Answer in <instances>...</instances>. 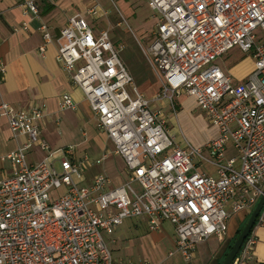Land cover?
Listing matches in <instances>:
<instances>
[{
  "label": "built area",
  "instance_id": "2783aa9c",
  "mask_svg": "<svg viewBox=\"0 0 264 264\" xmlns=\"http://www.w3.org/2000/svg\"><path fill=\"white\" fill-rule=\"evenodd\" d=\"M144 1L158 16L143 49L160 85L151 99L135 87L108 30L94 32L80 13L56 36L40 24L39 52L55 42L57 62L122 158L126 180L108 188L110 178L99 173L84 184L85 169L94 162L86 154L74 160L72 145L49 150L39 131L43 105L23 110L0 101V118L11 137L24 136L2 157L12 172L0 177V264H151L116 260L103 237L134 217L146 218L150 230L163 221L172 224L175 249L190 264L199 243L225 234L228 203L233 213L251 211L263 195L264 0ZM20 6L25 15L37 16L32 0ZM86 12L96 17L98 4ZM233 49L253 62L240 81L217 63ZM4 74L0 61V84ZM183 93L217 128V135L200 146L171 134L151 104L166 102L176 115L173 99ZM74 107L70 94L59 97L60 110ZM34 145L50 152L29 163L26 153ZM228 146L238 159L226 156ZM106 157L103 153L95 163ZM195 161L210 165L215 174L198 170ZM60 187L65 193L52 197L50 191ZM256 225H264V206ZM254 243L248 235L230 264H251Z\"/></svg>",
  "mask_w": 264,
  "mask_h": 264
},
{
  "label": "crops",
  "instance_id": "0c3cea01",
  "mask_svg": "<svg viewBox=\"0 0 264 264\" xmlns=\"http://www.w3.org/2000/svg\"><path fill=\"white\" fill-rule=\"evenodd\" d=\"M25 1L29 0H0V61L5 65V74L0 84V101H5L23 110L43 105V116L38 122L40 137L47 142L51 151L65 146L67 143L76 147L86 145L82 151L87 156L86 149L101 151L104 145L100 136L107 141L109 139L103 132L89 137L88 124L93 121L95 122V117L82 91L68 79L57 62L55 58V42L47 43L42 54L38 50L39 46L43 43L40 24L42 22L46 23L49 32L53 36L58 35V31L66 25L70 16L75 13H80L84 16L81 12H76L74 8L80 4L81 0H32L38 10L37 16H33L32 14L25 15L23 13L20 5ZM84 17L86 18V16ZM23 23H26V29H23ZM233 50L238 51V49ZM233 50L225 54L220 60H227L228 54ZM244 55L245 57L240 62H248L246 67L237 70V73H232L229 68L226 70L237 81L244 79L253 67L251 57L246 54ZM128 60L130 61L131 59ZM63 93L71 95L75 103L74 109L60 110L58 108V100ZM184 95L188 97L186 98L187 101L193 102V108H197L195 99L187 94ZM178 104L181 105L182 102L180 101ZM180 113L184 114L183 108H181ZM185 114L190 117L188 112H185ZM196 118L201 123H204L202 122L201 115H197ZM204 121L206 123V119ZM209 127L212 130V134L195 146H200L217 135V128L211 124ZM179 138L180 136L177 139ZM23 140L24 136L19 137L17 140L13 139L6 120L0 118V177L9 176L12 172L9 161L2 159V157L14 150L17 144ZM233 151L235 152L232 146H228L226 149L228 153H232ZM46 155V150H42L38 145H34L27 151L26 158L29 163H35ZM114 155L117 154L114 153ZM117 156L124 165V168L120 172L123 175L117 174V181L114 182L113 177L105 173L110 178L108 188L117 186L126 180L125 164L122 158L119 155ZM75 157L77 158V156ZM88 157L94 162L93 165L100 158L92 159L90 156ZM195 163L198 170L215 174L214 170L208 172L200 169V163L196 161ZM93 165H89L85 169L84 184L91 183L97 174L104 173L92 172L90 168ZM239 212L241 213L237 217L238 224H244L251 211L245 209ZM164 222L168 221H163L161 224H164ZM238 224L233 223L230 225L228 222L224 235L220 237L212 235L204 242L199 243L191 264H220L234 241L235 233L237 234L238 229L241 227ZM164 225L163 227L160 225L158 229L150 230L148 222L144 217L132 218L130 221L124 223L122 227H119V225L112 233L106 234L113 236L116 233L111 239V243L116 244L117 248L114 251L112 249L113 257L118 261L124 262L139 263L148 261L151 264H174L169 261L165 262V260L178 254L182 262H185L181 253L176 249L169 250L167 256H162V249L169 246L175 247L174 227L172 224L169 226ZM147 228L159 234L156 242L151 239V234L148 233ZM251 234L255 237L251 264H264V225L255 224ZM135 254L141 258L132 260L131 257ZM149 259L154 262H150Z\"/></svg>",
  "mask_w": 264,
  "mask_h": 264
},
{
  "label": "rangeland",
  "instance_id": "374dc122",
  "mask_svg": "<svg viewBox=\"0 0 264 264\" xmlns=\"http://www.w3.org/2000/svg\"><path fill=\"white\" fill-rule=\"evenodd\" d=\"M95 4H98L100 13L96 17L87 15L86 9ZM74 8L76 12H81L84 16H86L94 32H98L102 29H106L109 31L110 38L115 42L116 47L120 49L121 58L125 62L133 76L135 87L139 92L143 93L144 96L151 99L153 97V94L160 90V85L157 76L154 74V71L152 70L147 58H145L144 56L143 49L147 48L153 37L152 31L155 28L156 19L158 18L156 13L147 6L144 0H81L80 4L78 6H75ZM227 57V60L224 59L221 61L219 59L217 61L223 71H226L229 68L231 69L232 73H237V70H241L243 69V67L247 66L248 62H240V60H242L245 55L239 50H233L230 54H228ZM128 59L131 60L129 61ZM126 90L131 97L134 96L132 86L127 85ZM186 98L188 97H186L184 93L183 95L181 94L174 97L173 100L175 104L176 115H174L166 102H152L151 104L153 105V107L160 110V112L164 115L171 134L175 135V137L177 138L180 135H184L187 140L195 146L198 145L199 142L206 140L208 136L212 134V130H210V124L208 123L204 112L198 110L197 108H193V102L187 101ZM180 101L182 102L181 105L178 104ZM181 108H183L184 114L180 113ZM185 112H188L190 117L186 116ZM197 115H201L203 119L202 122L204 123L198 121V118L195 119ZM204 119H206V123ZM88 127L89 129L87 130L89 133V137H91L93 134H100L103 132L95 125L94 121L92 123H89ZM100 139L103 140L104 145L101 151L86 149L85 152L92 159L99 158L103 153L107 152V158L103 159L100 164L93 165V167H91L90 169H92V172L107 173L108 175L113 177V181L116 182V175H123V173L120 172L124 168V165L122 164L121 159L117 155H114V153L112 152L113 145L111 141H107L101 136ZM70 145L71 144L67 143L65 146H61L60 148ZM84 146L86 145H81L79 147L72 145L74 152L72 158L74 160H77V158L84 155L82 151ZM50 151L48 150L47 154ZM227 153L228 152H226L227 157H229V154H231V156L237 157V154L234 151L232 153ZM75 156H77V158ZM200 164V169H204L208 172L214 170L213 167L207 165L204 162H201ZM56 167H58L57 163ZM63 193H65L64 187L52 189L50 191V195L52 197L62 195ZM226 209L230 213V218H228L226 224H228V222L230 225L233 223L238 224L237 217L241 212H231V206L229 203L226 205ZM130 219L132 218L125 219L123 221V224L130 221ZM123 224L119 227H122ZM164 224H166L167 226L170 225L168 222H164ZM164 224H161V226H165ZM244 224L240 223L238 225H240V228H242ZM146 230L151 234V239L156 242L159 234L150 231L148 228ZM115 234L116 233H114V235L112 236L103 233V237L107 241L108 247L111 251L112 249L113 251L117 249L115 246L116 244L111 243V239L115 236ZM212 240L214 239L212 238ZM114 246L115 248H113ZM174 249L175 247H165L164 249H162V256H167V252ZM131 258L132 260H137L141 257L135 254ZM149 261L154 262L150 259ZM167 261L173 262L174 264H187L186 262H182L178 254L174 257L167 258L165 262ZM191 263L192 262H190V264Z\"/></svg>",
  "mask_w": 264,
  "mask_h": 264
},
{
  "label": "water",
  "instance_id": "95a60500",
  "mask_svg": "<svg viewBox=\"0 0 264 264\" xmlns=\"http://www.w3.org/2000/svg\"><path fill=\"white\" fill-rule=\"evenodd\" d=\"M264 206V192L263 195L260 197L256 205L251 210L248 219L246 220L244 226L242 227L241 231L235 238L233 244L231 245L230 249L224 256L223 260L220 264H230L235 255L237 254L238 250L240 249L244 239L249 235L253 226L256 223V218L260 213L261 209Z\"/></svg>",
  "mask_w": 264,
  "mask_h": 264
},
{
  "label": "trees",
  "instance_id": "16d2710c",
  "mask_svg": "<svg viewBox=\"0 0 264 264\" xmlns=\"http://www.w3.org/2000/svg\"><path fill=\"white\" fill-rule=\"evenodd\" d=\"M255 224H256V223H255ZM254 226H255V225H254ZM254 226H253V227H254ZM241 229H242V228L238 229V231H237V234H236L235 238L237 237V235L239 234V232L241 231ZM251 231H252V230H251ZM250 234H251V232L249 233V235H250ZM235 238H234V240H235ZM230 247H231V245H230ZM230 247H229V249H230ZM225 255H226V254H225Z\"/></svg>",
  "mask_w": 264,
  "mask_h": 264
}]
</instances>
